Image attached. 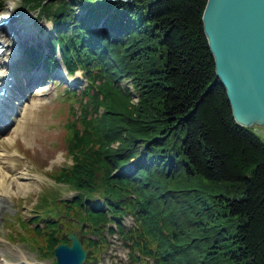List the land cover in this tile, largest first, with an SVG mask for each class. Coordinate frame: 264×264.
I'll list each match as a JSON object with an SVG mask.
<instances>
[{
  "label": "trees",
  "instance_id": "trees-1",
  "mask_svg": "<svg viewBox=\"0 0 264 264\" xmlns=\"http://www.w3.org/2000/svg\"><path fill=\"white\" fill-rule=\"evenodd\" d=\"M206 1L19 0L85 81L63 88L78 110L65 124L70 163L53 175L74 192L57 211L58 194L42 192L35 225L18 223L40 259L78 230L87 262L115 235L132 264H264V141L236 123L215 75ZM22 59L55 65L31 45ZM53 216L74 228L58 233Z\"/></svg>",
  "mask_w": 264,
  "mask_h": 264
},
{
  "label": "rangeland",
  "instance_id": "rangeland-1",
  "mask_svg": "<svg viewBox=\"0 0 264 264\" xmlns=\"http://www.w3.org/2000/svg\"><path fill=\"white\" fill-rule=\"evenodd\" d=\"M19 7V0H2L0 2V18L10 10L20 14H27L33 19L30 30H38L39 33L47 35V31L49 32L50 29V22L39 18L33 11L22 10ZM39 28L42 29V32L39 31ZM24 46L25 43L23 42L17 43L16 54L12 59L5 61L8 70L13 72L14 75V67L11 63L21 58ZM55 70L56 72L59 71L57 66ZM60 73L62 74V71ZM42 74L39 82V84L43 83L44 89L42 91L37 92V88H34L35 85L28 86L24 76L18 75L19 79L17 77L15 79L20 85L18 90H21L22 97L20 96L19 100L8 99L10 102L9 107L11 108H6V110L9 111L15 108L17 114L5 115L10 124L5 130L0 132V163L2 162L1 164L9 172L10 181H12L11 184L10 182L7 183L8 194L4 195L2 199L4 207L1 211L0 246L23 250L27 260H32L33 264H56L53 254L40 259L36 250L30 245V242L19 239V236L24 235L21 231L20 223L26 224L28 227L35 225L34 222H31L34 221L33 210L35 207L33 204L39 199L42 192L55 191L58 194L59 198L56 199L55 204L57 206L56 211L62 210L60 209V206H62L60 200L70 198L74 192L68 185L55 180L53 175L60 167L66 163H70V157L66 149L67 130L65 124L73 118L69 109L70 106L77 113L78 105L71 101L72 97L67 99L66 92L63 90L65 88L64 82L49 77L44 78V73L42 72ZM72 78L74 79V86H70L72 88H69V90H74L78 93L79 89L85 85L82 72L76 70ZM119 83L121 85L127 84L125 78H120ZM12 93L17 94L15 90ZM132 101L136 102L135 96ZM18 126L19 128L17 129ZM248 128H251L264 141V123L254 122ZM20 182L29 184L27 191L18 189L17 183ZM208 193L207 189L205 196ZM194 194H197L196 191H194ZM38 213H42L44 216L47 214L41 212V210ZM41 217L38 218V226L44 228L45 222L40 221ZM53 217V220L58 222V228L56 227L58 233L65 234L64 231L67 228H74L73 224L75 223L71 224V220L73 219ZM124 223L129 225L131 220L126 217ZM229 228L232 229V227ZM74 231L77 234L79 233L78 230ZM214 239V237H211L209 241L213 243L215 241L218 242ZM108 240L107 249L99 254L98 258H92L90 262H87L85 259L83 264H132L127 256V249L121 244V241L115 235L109 237ZM219 248L221 250L222 247ZM6 256L8 260L13 261L17 259V256L12 253ZM3 261L4 257L0 255V264H3ZM20 264H25V262H21ZM216 264L227 263L220 259Z\"/></svg>",
  "mask_w": 264,
  "mask_h": 264
},
{
  "label": "water",
  "instance_id": "water-1",
  "mask_svg": "<svg viewBox=\"0 0 264 264\" xmlns=\"http://www.w3.org/2000/svg\"><path fill=\"white\" fill-rule=\"evenodd\" d=\"M201 19L234 120L264 123V0H207ZM67 239L54 247L56 264H82L81 239L74 231Z\"/></svg>",
  "mask_w": 264,
  "mask_h": 264
},
{
  "label": "bare ground",
  "instance_id": "bare-ground-1",
  "mask_svg": "<svg viewBox=\"0 0 264 264\" xmlns=\"http://www.w3.org/2000/svg\"><path fill=\"white\" fill-rule=\"evenodd\" d=\"M18 16H16L14 13L10 14L9 12H7V14L3 16L4 20L2 23H4V25L2 24L0 26V43L2 44V47H3L2 51L0 52V84L1 82L3 84L4 82H8L7 77L12 74L8 72V68L4 62L6 60L13 58V56L16 54V44L24 41L23 39L18 38V36L21 35L25 37L24 33H27V32L30 35V29L28 28V26H30L33 23V19L30 18L27 14L25 15V14L18 13ZM93 25L96 30H100L97 23H93ZM58 68H59L58 69L59 71H63L62 65H59ZM35 73H36L35 75H37L38 71ZM30 81H33V80L28 79L27 83ZM43 89H44L43 84H40L37 86L36 90L37 92H40ZM0 128H4L3 124L0 126ZM18 128L19 126L17 127V129ZM252 128L254 129L253 126ZM1 163H0V223L2 221L1 211L3 210V207H4L2 199L4 195L8 194L7 183L8 182H10V184L12 183V181H10L9 172L4 168V166ZM17 186H18V189H22L23 191H27L29 188V184L22 183V182L17 183ZM9 253L15 254L17 256V259L13 261L8 260L6 255ZM0 255L4 257L3 264L4 263L5 264H20L21 262H25V264H33L32 260L31 261L27 260L25 256V252L21 249L0 246Z\"/></svg>",
  "mask_w": 264,
  "mask_h": 264
}]
</instances>
